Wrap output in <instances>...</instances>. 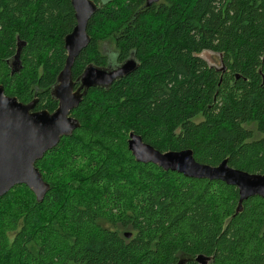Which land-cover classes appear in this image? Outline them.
Returning <instances> with one entry per match:
<instances>
[{
    "label": "trees",
    "instance_id": "obj_1",
    "mask_svg": "<svg viewBox=\"0 0 264 264\" xmlns=\"http://www.w3.org/2000/svg\"><path fill=\"white\" fill-rule=\"evenodd\" d=\"M94 2L72 82L107 65L98 44L110 39L115 63L137 68L71 111L79 128L35 163L49 187L41 201L25 185L0 198V264H264V198L236 214V187L136 162L127 145L133 133L162 153L189 149L200 164L264 175V0ZM75 24L70 0H0L6 96L57 108Z\"/></svg>",
    "mask_w": 264,
    "mask_h": 264
},
{
    "label": "water",
    "instance_id": "obj_2",
    "mask_svg": "<svg viewBox=\"0 0 264 264\" xmlns=\"http://www.w3.org/2000/svg\"><path fill=\"white\" fill-rule=\"evenodd\" d=\"M159 1L145 0V5L148 7ZM70 2L76 24L64 39L67 56L57 84L52 89L57 108L51 113L47 110L35 111L37 100L23 104L15 97L6 96L3 86L0 85V198L15 186L25 185L36 199L41 201L49 187L43 181L35 163L41 160L45 153L54 149L61 138L71 136L73 131L79 128L80 123L70 115L71 111L78 107L90 88H107L137 68L133 58L116 67L88 65L78 80L72 82L71 70L75 59L89 43L87 25L96 12L97 5L94 0ZM19 52L18 48L13 57V60L17 61V66ZM216 71L223 73L225 68L221 66ZM76 84L79 87L74 90ZM127 145L136 162L152 163L164 171L177 172L186 178L221 181L236 187L239 196L236 214L241 212L242 203L248 198L255 196L264 198V175L249 174L231 168L227 160L217 166L200 164L195 161L192 150L162 153L133 133L128 135ZM130 236V233L125 234L126 238ZM210 260V257L203 255L194 258L198 264H208ZM176 264L185 262L179 260Z\"/></svg>",
    "mask_w": 264,
    "mask_h": 264
},
{
    "label": "rangeland",
    "instance_id": "obj_3",
    "mask_svg": "<svg viewBox=\"0 0 264 264\" xmlns=\"http://www.w3.org/2000/svg\"><path fill=\"white\" fill-rule=\"evenodd\" d=\"M101 44H102V42H99L98 46H100ZM104 45H105V50L106 51L111 50L110 53L114 54V44H113V41L111 39L108 40ZM100 49H101V46H100ZM109 55H111V54H109ZM200 57L202 59H204L209 66H212V67H215V68H220L221 67L220 66V62H219V57L216 54H212L210 52H204V53H202L200 55Z\"/></svg>",
    "mask_w": 264,
    "mask_h": 264
},
{
    "label": "flooded vegetation",
    "instance_id": "obj_4",
    "mask_svg": "<svg viewBox=\"0 0 264 264\" xmlns=\"http://www.w3.org/2000/svg\"><path fill=\"white\" fill-rule=\"evenodd\" d=\"M106 43V42H105ZM105 43H102L100 46H101V51L105 54V55H107V56H109L110 57V60L109 61H107V65L105 66V67H116L118 64H116L115 63V60H113V58H112V56H113V54L112 53H110L111 52V50H109V51H106L105 50ZM99 46V47H100ZM109 54H111V55H109ZM10 65H11V67H12V69H16L17 68V62L16 61H14V60H11V62H10ZM95 66V65H94ZM98 67V66H97ZM212 67V66H211ZM79 87V85H74V90H76L77 88ZM183 261L186 263V259H183Z\"/></svg>",
    "mask_w": 264,
    "mask_h": 264
}]
</instances>
